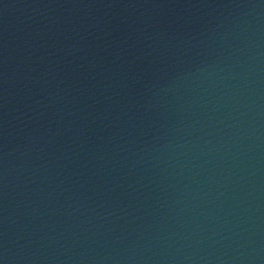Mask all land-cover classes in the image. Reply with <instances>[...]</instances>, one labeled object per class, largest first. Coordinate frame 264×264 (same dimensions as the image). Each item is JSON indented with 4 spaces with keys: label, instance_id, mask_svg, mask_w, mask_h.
Segmentation results:
<instances>
[{
    "label": "water",
    "instance_id": "obj_1",
    "mask_svg": "<svg viewBox=\"0 0 264 264\" xmlns=\"http://www.w3.org/2000/svg\"><path fill=\"white\" fill-rule=\"evenodd\" d=\"M0 264H264V0H162L0 144Z\"/></svg>",
    "mask_w": 264,
    "mask_h": 264
}]
</instances>
